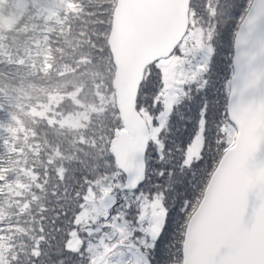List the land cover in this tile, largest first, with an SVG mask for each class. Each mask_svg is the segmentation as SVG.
<instances>
[{
    "label": "trees",
    "instance_id": "trees-1",
    "mask_svg": "<svg viewBox=\"0 0 264 264\" xmlns=\"http://www.w3.org/2000/svg\"><path fill=\"white\" fill-rule=\"evenodd\" d=\"M115 1H68V4H66L68 9L66 12L63 11L59 20L66 25L75 26L73 33L70 36L62 33L59 35V38L57 33L55 38H58L59 41L53 44L57 45L58 48L54 56L57 54L59 59H62V62L68 64V67L64 69L61 75H56L53 67H48L42 72L41 66L36 65L38 72L46 74L45 78L40 77L37 81L38 83L35 81L31 82L30 76L33 71L30 72L29 78H24L25 80L22 81L27 86L15 83L11 87L4 104L0 102V160L6 165L5 169H7L6 174L0 179V264H34V262L38 264L39 262H44V264H71L70 252L77 251H79L80 255L77 264L90 263L91 253L89 249V252L87 251L84 244L86 235L89 234L84 233L81 229V221H87V219L84 218L82 212L84 209L88 210L90 207V203L88 204V192L90 189L96 193L107 195L109 191L119 193L118 190L124 184L125 178L123 180L122 175L118 177L114 176V169L117 171L119 169L111 150L116 133L122 128L113 127L111 132L106 131L103 134L97 130L94 138L98 140L93 146L90 145L87 152L81 156V151L78 152L74 149L77 143L83 149L82 139H80L82 129L79 125L72 126L68 123L60 124L59 122L51 121L50 128H48L50 132L49 136V134L42 133L40 126L43 124L45 118H52V116L49 115V117L44 116L42 118L40 115L32 114L31 109L37 110L40 108L39 104L43 102L41 91L44 90L46 95L49 94L50 96L55 95V97H58V95L63 94V99L57 105L63 104V107L69 111L70 115L76 114L74 111L69 110L70 104H77L79 99L84 97L92 102L90 108H95L97 111L100 120L98 129L104 128L102 120L106 121L109 116V113H107L109 109L105 108L102 110V104L108 100L107 94L113 89V86L109 87L107 84L105 85L103 76L105 73L114 75L115 71L112 69L115 66L107 44ZM248 1H190L189 13L191 22L193 23L197 18H194L195 14L201 16L202 25L200 27L202 29H206L209 24L215 21L214 18L218 17L219 30L216 38L221 43H224V47L226 45L227 49L220 48L224 52L223 57L229 54L232 55L234 35L251 3V0L250 3ZM61 2L56 3L59 5ZM59 10L57 9L56 13ZM94 20L97 22V32L93 31L92 33L90 30L82 29V26ZM58 29L60 28L58 27ZM54 31L58 32L56 27H54ZM82 31L85 32L84 35ZM58 42L60 43L58 44ZM51 63L53 62L50 61ZM152 65L146 69L138 94L137 107L139 108V106L142 107L144 105L145 95L143 98L139 96L145 94L147 87L151 86L154 96L152 110L154 117L157 108L161 104V100H163L165 80L164 74L161 72L156 75ZM58 66L59 64L55 63V67L57 68ZM101 68H104V71L100 72ZM57 71L58 73L61 72L60 69ZM177 73L179 75H176V79L179 83L172 82L174 88V99L171 102L173 110L170 116L167 119L165 118L166 121L164 120V128L160 133V136H163L161 138L159 136L157 140L153 139L150 142L154 143H149L148 151L145 155L146 176L144 181L136 190L123 191L121 193V195L124 194L125 196L124 200H122V205H120L121 203H117L112 208V203L108 208V212L111 210L108 218H111L114 210H116L118 215L119 213L125 215L133 214L131 216L127 215L128 219L133 221L136 215L135 212L141 213L142 207L147 206L149 208V206L159 201L158 206L163 212L164 222L159 231L161 235L160 241H158L160 236L158 234L159 236L156 235L155 239L152 237L147 247L152 264L163 262L161 259L162 252L173 253V257L175 253H179L181 234L185 232V225L188 221V219L185 220L181 205L186 199L193 201L192 212L188 214V217H190L202 198L203 190L210 174L228 148L225 147L224 143H221L223 136L215 135L214 138H211L213 125L218 126L220 119L219 117L215 120V117L211 116L208 95L206 96V92L209 91L207 90V86H212V82L206 80L191 87L188 84L189 77H191L190 72L185 76L184 69H180L177 70ZM109 80L111 79L109 78ZM34 84H37V86L33 87L32 85ZM16 86H19L21 92L35 93L31 108L27 110L25 115L27 118L22 121L21 129H16L15 123L11 119L13 118L12 115L18 116L16 112L17 107L14 105L18 96L13 94L17 93ZM84 87L86 94L72 96L74 90L78 88L83 89ZM183 92L187 98L189 97L188 102H185L184 106H177L175 99L178 98L180 100ZM210 93L211 90L209 91ZM65 95H68V97L65 98ZM226 98V108L223 110V115L228 120V96ZM11 99L14 104H11ZM25 101L26 97L21 95L20 103H25ZM114 104L119 119L122 122L116 106L115 91ZM165 109H167V104L165 105ZM189 111L191 115L196 116V120L201 117V120L195 125V129L198 130L200 126L203 127L202 135L198 136L201 142V136L204 139L202 145L199 142L201 146V150L199 147L200 153L196 158H194L195 155H192L196 160L190 166L184 167L183 160L186 156L184 152L186 151V140H188L187 133L194 135L191 124L186 123L185 119ZM146 113L149 119L152 114L148 111ZM204 120L206 121L205 124ZM187 130L189 131L186 132ZM62 142L64 148H59L58 150L57 147H60ZM30 147L31 150H29ZM62 150L66 152L60 153ZM40 151H42V154H40ZM66 153L71 156H77L74 158L73 163L65 159ZM201 153L202 158L199 159ZM38 155L44 159L42 165L44 168L46 167L45 170L41 168L42 166L38 171L34 170L35 157L37 158ZM59 155L64 156V158L61 159ZM87 156L94 157L98 160V163L88 164L85 161L83 162V158ZM106 162L111 164L112 171L108 172L103 167V164ZM162 171L164 174L160 175ZM47 172L50 174L52 180L49 178L45 179L43 175H38H47ZM91 172H94L95 175L91 176ZM32 173L34 174L32 175ZM31 179L32 184L35 185V192L31 195L30 200V207L34 212L32 217L38 221L41 234L44 230L48 232L56 231L59 234L58 244L61 252L59 256L53 254L55 243L51 233H47V241L41 243L40 248H38L37 239L31 243H27V239H30V234L36 237L32 232L33 229H31L34 228V224L27 222V209L23 207V201L27 200V197H23L25 191L16 188L15 185L21 184L26 186L31 182ZM68 192H71V195L73 194L71 206L75 209L74 219L61 218L62 216H67L64 211L70 207L67 199ZM127 194L128 197H126ZM147 200H149L147 205H143ZM49 210L53 214L49 215ZM87 215L90 216V213H87ZM119 218L122 217L120 216ZM76 231L80 233V242H78L80 246L72 248L69 243L73 235L76 234ZM19 248L21 249L18 250ZM39 249L42 253L40 258L36 255ZM162 257L166 258L164 254ZM170 264H173V261H170Z\"/></svg>",
    "mask_w": 264,
    "mask_h": 264
},
{
    "label": "rangeland",
    "instance_id": "rangeland-1",
    "mask_svg": "<svg viewBox=\"0 0 264 264\" xmlns=\"http://www.w3.org/2000/svg\"><path fill=\"white\" fill-rule=\"evenodd\" d=\"M68 1L70 0H0V102L1 103L3 102L4 104V101L7 100L9 95L8 93L11 87L15 83H17V85L27 86V84H25L22 81L25 80L26 78L27 79L29 78L30 72L33 71L30 76L31 82L32 81L37 82L40 79V77L45 78L46 74H43L42 72H44V70L48 67H53L56 75H61L64 69L68 67V64L62 62L61 61L62 59H59L57 54L56 56H54V53L58 48L57 45H53L57 41H59L58 38L60 34L65 33L67 36L68 35L70 36L73 33L75 26L66 25L64 22L59 20L61 19L60 16L63 14V11L66 12L68 9V7L66 6V4H68ZM56 2H61V3L57 5ZM248 3H250V0L248 1ZM57 9L60 10L56 13ZM194 18L196 19L192 23L189 13V25H192V27L188 26V30L184 35L183 40H181L180 42L181 54H183V50H184L186 55L183 56L170 55L169 57L165 59H160L156 62L157 66L161 69V73L164 74L165 88L163 93V100H161V104L157 108L154 117L152 113L153 105H154L153 103L154 96H153L152 87L151 86L147 87L145 94H141L139 96L140 98H143L145 95L144 105L142 107L139 106V108L137 107V109L143 115V117L146 120H148L147 122L150 128L149 143L153 139L157 140L159 138L160 133L163 131L164 123L166 119L170 116L171 111L173 110V106L165 109V105L167 104L168 100L172 101L174 99V95H173L174 88L172 82L174 81L179 83V81L176 79V75H179V73H177V70L180 69H184L185 76L187 75V73L190 72L191 77H189L188 84L189 86L191 85V87L206 80L212 82V86H207V90L209 91L211 90V93L209 94V91H207L206 96L208 95L211 116L215 117V120L216 118L218 119L219 117L220 119L218 122L219 124L218 126L213 125L211 131V138H214L215 135L223 136L222 141L223 140L225 141L227 140L228 136L231 135L235 140L234 134L229 132V129L231 127L229 123V119L227 120L226 117L223 115V110L224 108H226V104H225L226 103L225 101L227 99L226 97L229 95L230 92V79L233 72V68H232L233 52L232 55L229 54L223 57L224 52L220 48H224L225 50L227 49H226V45L224 47V43H221L220 40L216 38V35L219 30V19L217 16L214 18L215 21L209 24V26L206 29H202L200 27V25H202L201 16L195 14ZM96 23H97L96 20H94V21H89V23H87L85 26L82 25L81 26L83 27L82 29L90 30L93 33V31L94 32L98 31V27L96 26ZM54 27H56V30L58 32L54 31ZM58 27L60 29H58ZM163 29L166 32V28ZM57 33H58V38L56 39L55 36H57ZM84 33L85 32L82 31L83 35ZM59 43L60 42H58V44ZM50 61H52L53 63L50 64ZM55 63L59 64L57 68L55 67ZM36 65L41 66L42 72H38L36 70L37 69ZM199 65L203 67L200 68V72H198ZM58 69H60L61 72L58 73L57 71ZM112 69L113 71L115 70L114 67ZM101 71H104V68H101L100 72ZM157 74L158 73H156V75ZM109 78L112 81L109 80ZM103 79L105 85L107 84V86L109 87L113 86L112 82H114L115 80V71H114V75H109L108 73H105ZM32 86L33 87L37 86V84H34ZM78 89L72 92V96L84 95L85 87L83 89L80 88ZM16 90L17 93H13V94L17 95L18 99L15 101L16 104H14L11 99L12 101L11 104L13 103L15 107H17L16 112L18 116L12 115L13 118L11 119L13 123H15V128L21 129L22 121L25 120V118H27V116L25 115L27 113V110L31 108L32 100L33 98H35V93L34 92L25 93L24 91L21 92L19 86L18 87L16 86ZM184 92H183V96L180 97V100L175 97L176 98L175 104L177 106H184L185 102L186 103L188 102L189 97L187 98ZM21 95L26 97L25 103H20ZM107 96H108V100H106V102L102 104L103 105L102 110H104L105 108L109 109L107 112L109 113V116L107 117L106 121L102 120L104 122L103 129H98L100 120L95 108L93 109L90 108V104L92 102L84 97H81L77 104H70L69 110L74 111L76 113L74 115H70L69 111L63 107L64 106L63 104L57 105V103L63 99L64 97L63 94L58 95V97H55V95L50 96L49 94L46 95V92L44 90L41 91V99L43 102L39 104L40 108L37 110L31 109V113L40 115V117L42 116V118H44V116L45 117H49V115L52 116V118H45L43 124L40 126V130L42 131V133H46V134L50 133L48 131V128H50L51 121H56L57 123L59 122L60 124L68 123L69 125L72 126L79 125L80 128L82 129V135L80 139H82L83 149L81 148V145L78 143L75 144L74 149H76L78 152L81 151L80 155L83 156L87 152L90 145L93 146V144L98 140L94 138L97 133V130H99V133L103 134L106 131L111 132V129L113 127L123 128V123L119 119L118 112L114 104L113 89L107 94ZM67 97L68 95H65V98ZM114 110L116 111V113ZM146 111L152 114V116H150L149 119L147 117ZM153 118H155L157 123L153 122ZM185 119H186V123L191 124V128L193 129V134H194V135H190L187 133L188 140H186V149L189 148L191 154L195 155L194 158H196V156L200 153L199 147L201 150V146L199 142L202 145L204 139L201 136V140H202L201 142L198 136L200 134L202 135L203 127L200 126L198 130L195 129V125L198 123V121L201 120V117L196 120V116L191 115V112L189 111L188 116ZM189 130H187L186 132H188ZM225 133H227V135H224ZM224 144L226 148L227 147L229 148L230 146L233 145V144L226 145V143ZM59 148L60 149L64 148L63 142L60 144V147H57L58 150ZM29 150H31V147L29 148ZM64 152L66 151L62 150L60 153H64ZM40 154H42V151H40ZM39 155L37 156V158L35 157V163H34L35 171H38L41 166L43 170L46 169V167L44 168L42 165V163H44V159H42ZM184 155H186V151L184 152ZM59 157L61 159L64 158V156L62 155H59ZM76 157H77L76 155L71 156L67 154L65 156V159L73 163L74 162L73 160ZM82 161L83 162L85 161L88 164L98 163V160L90 156L84 157ZM5 166L6 165L2 163V160H0V179L6 174L7 169H5ZM103 167L108 172L112 171V167L109 162L104 163ZM118 171L114 169L115 172L114 176L118 177L122 175L124 180L125 178L124 174L121 171L119 172ZM212 173L210 174V176L212 175ZM33 174L34 173H32V175ZM38 175H43L45 179L49 178L52 180L48 172L47 175L45 174H38ZM90 175L94 176L95 174L94 172H91ZM209 179L210 178H208L207 183ZM15 187L18 189H23L25 191L23 193L24 194L23 197L24 198L27 197V200L23 201V207L27 209V213H26L27 222L34 224V228L31 229H33L32 232L33 234L36 235V237L30 234V239H27V243H31L37 239L38 248H40L41 243L47 241V233H51L54 237L53 241L55 243V249L53 251V254L59 256L61 254L60 246L58 244L59 234L56 231L48 232L46 230H44L41 234L39 230L38 221L36 220V218L32 217V215H34V212L33 209L30 207V200H31V195H33V193L35 192V185L32 184V179L31 182H29L26 186L21 184H16ZM88 193H89L88 204L90 203V207L88 208V210L84 209L82 212V215H84V218L87 219V221H81L82 222L81 229L83 230L84 233L89 234L86 235V240L84 243L86 245L85 247L87 248V251L89 249L91 253V260L89 264H144L145 263L144 259L137 250L127 246H120L113 249V251H111L103 260H100L101 256L103 255L104 247L106 249L112 248L115 245V243H130L133 245L137 244L142 251L143 250L145 251L143 252L144 255L147 257L149 264H152L148 254L149 252L147 251V247L149 246L152 237H156V235L159 234L160 228L164 222L163 212L159 209L158 206L159 201L156 202L154 205L149 206V208L147 206L142 207L141 213H138V211L135 212L136 215L134 217V220L130 221L128 219V216H131L133 214H127L128 215L127 216L123 213H119L118 215L116 213V210H114L111 218H108V216L110 215L109 213H107L109 206L112 203H113L111 205L112 208L117 203L118 204L121 203L120 205H122L123 204L122 200H124L125 197L124 194L121 195L120 193L118 195L117 192L112 193L109 191V193L105 195L102 193H96L92 189H90ZM69 195H71V192L67 193V199L69 201L68 204L70 206L66 211H64L67 214V216L64 217L62 216L61 218L74 219L75 209L71 206L73 194L71 196ZM117 195L119 198L117 197ZM126 197H128V194L126 195ZM148 202L149 200H147L143 205H147ZM51 213L53 214L52 211H50L48 214L50 215ZM87 213H90V216L87 215ZM120 216L122 218H119ZM79 236L80 233L76 231V234L73 235V238L69 243L70 247L74 248L76 246L77 247L80 246V243L78 244V242H80ZM160 238L161 235L159 236L158 241H160ZM183 238H184V232H182L181 234V242L179 243L180 244L179 253H175L173 257V253H168L166 251L162 252L161 259L163 260V262H158L157 264H170V261H173V264H182L181 245ZM0 248H1V242H0ZM20 249L21 248H19L18 250ZM163 254L166 257L165 259L162 257ZM36 255L38 256V258L41 257L42 253L40 249L39 251L36 252ZM70 255H71L70 260L72 261L71 264H77L79 262L78 258L80 256L79 251L70 252ZM34 264H38V263L34 262ZM39 264H44V262H39Z\"/></svg>",
    "mask_w": 264,
    "mask_h": 264
},
{
    "label": "water",
    "instance_id": "water-1",
    "mask_svg": "<svg viewBox=\"0 0 264 264\" xmlns=\"http://www.w3.org/2000/svg\"><path fill=\"white\" fill-rule=\"evenodd\" d=\"M189 5L190 0H116L107 44L116 69L113 82L116 106L125 125L124 129L116 133L111 147L118 167L126 176L125 185L121 187L119 194L122 191L137 189L145 179V154L150 130L148 123L136 108L139 88L147 67L157 59L169 56L186 33L189 26ZM249 17L255 18L251 24L246 23ZM263 17L264 0H253L235 35L233 75L238 71L239 51L241 78L234 81L233 75L231 77L227 100L228 118L231 106L239 99V86L245 79L256 81L255 85L244 93L246 101H256L264 97V24L261 23ZM163 28H166V32ZM237 40H241L239 49ZM234 89L237 90L236 97L230 95ZM234 141L235 145L226 149L210 177H218L223 171L225 157H231L238 151L239 140L235 137ZM258 156L264 157V142H261ZM262 178L264 173L258 172L257 186ZM212 184L213 180L209 179L197 208L187 222L188 229L204 205ZM224 223L227 225L230 221L226 219ZM188 236L189 232L185 229L182 264H191L193 259L192 242ZM118 246L137 250L144 259V264H149L139 246L126 243H117L111 249L104 247L100 260Z\"/></svg>",
    "mask_w": 264,
    "mask_h": 264
},
{
    "label": "snow or ice",
    "instance_id": "snow-or-ice-1",
    "mask_svg": "<svg viewBox=\"0 0 264 264\" xmlns=\"http://www.w3.org/2000/svg\"><path fill=\"white\" fill-rule=\"evenodd\" d=\"M254 19L249 17L246 23L251 24ZM240 44L241 40H237L238 49ZM169 55L186 53L183 50L181 54V45L177 43ZM240 65L238 51L234 81L241 78ZM152 68L156 73L161 72L156 63ZM255 83L245 79L239 86V99L231 106L229 132L238 138L239 149L231 157H225L218 177H209L213 180L209 195L193 218L191 228L185 225L192 242L191 264H264V178L257 186V173H264V157L258 156L264 142V97L251 102L244 98V93ZM230 95L236 97L237 90ZM153 122L157 123L155 118ZM221 143L235 145L231 135ZM194 160L187 148L183 166H190ZM163 174L162 171L160 175ZM192 204L191 199H186L181 205L185 220L192 212ZM226 219L230 221L227 225Z\"/></svg>",
    "mask_w": 264,
    "mask_h": 264
},
{
    "label": "bare ground",
    "instance_id": "bare-ground-1",
    "mask_svg": "<svg viewBox=\"0 0 264 264\" xmlns=\"http://www.w3.org/2000/svg\"><path fill=\"white\" fill-rule=\"evenodd\" d=\"M191 1V0H190ZM253 1V0H252ZM251 4H252V2H251ZM251 4H250V6H251ZM250 6H249V8H250ZM248 8V9H249ZM189 9H190V5H189ZM248 11V10H247ZM247 11H246V13H247ZM246 13H245V15H246ZM245 15H244V17H245ZM243 17V18H244ZM243 18H242V20H243ZM242 20H241V22H242ZM240 22V23H241ZM261 23H262V25L264 24V17L262 18V20H261ZM240 25V24H239ZM238 28H239V26H238ZM187 30H188V28H187ZM237 31H238V29H237ZM237 31H236V33H237ZM187 32V31H186ZM186 34V33H185ZM184 34V35H185ZM236 35V34H235ZM184 37V36H183ZM235 38V37H234ZM181 42V41H180ZM179 42V43H180ZM233 43H234V41H233ZM233 54H234V52H233ZM170 56V55H169ZM169 56H167V57H169ZM167 57H162V58H159V59H157L156 61H158V60H160V59H165V58H167ZM232 58H233V56H232ZM113 60V59H112ZM156 61H154V62H156ZM115 66V65H114ZM200 68H203L202 66H198V70L200 71ZM232 68H233V66H232ZM116 70V69H115ZM146 71V70H145ZM144 75H145V73H144ZM232 75H233V72H232ZM232 77V76H231ZM144 79V78H143ZM230 82H231V79H230ZM115 161H116V159H115ZM116 165H117V163H116ZM117 167H118V165H117ZM118 169L124 174V172L118 167ZM125 175V174H124ZM125 180H126V176H125ZM125 180H124V184H123V186L125 185Z\"/></svg>",
    "mask_w": 264,
    "mask_h": 264
},
{
    "label": "flooded vegetation",
    "instance_id": "flooded-vegetation-1",
    "mask_svg": "<svg viewBox=\"0 0 264 264\" xmlns=\"http://www.w3.org/2000/svg\"><path fill=\"white\" fill-rule=\"evenodd\" d=\"M171 102H172L171 100L170 101L169 100L167 101L168 106L171 105Z\"/></svg>",
    "mask_w": 264,
    "mask_h": 264
}]
</instances>
